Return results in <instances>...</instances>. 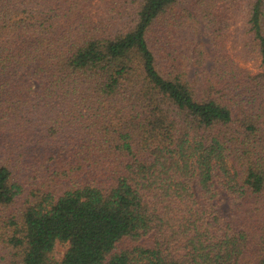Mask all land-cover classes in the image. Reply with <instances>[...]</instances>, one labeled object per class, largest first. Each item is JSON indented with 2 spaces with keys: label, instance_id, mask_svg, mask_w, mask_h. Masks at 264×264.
Listing matches in <instances>:
<instances>
[{
  "label": "trees",
  "instance_id": "obj_1",
  "mask_svg": "<svg viewBox=\"0 0 264 264\" xmlns=\"http://www.w3.org/2000/svg\"><path fill=\"white\" fill-rule=\"evenodd\" d=\"M221 1L0 0V264H264V0L257 72Z\"/></svg>",
  "mask_w": 264,
  "mask_h": 264
},
{
  "label": "rangeland",
  "instance_id": "obj_2",
  "mask_svg": "<svg viewBox=\"0 0 264 264\" xmlns=\"http://www.w3.org/2000/svg\"><path fill=\"white\" fill-rule=\"evenodd\" d=\"M220 8L225 12V24L222 30V41L227 51L232 54L236 60L240 61V64L246 67L252 72H257L261 68L259 61L256 60V55H246L243 45V36L245 29L248 26L247 23V0H222ZM209 33L206 29H202L197 34V38L202 42V48L204 49V55L206 60L204 62L205 67L211 65L212 50L210 45ZM193 68H198L193 65ZM224 215L229 214L230 206L227 202L222 204ZM67 243L57 242L53 248V255L56 259H60L63 255Z\"/></svg>",
  "mask_w": 264,
  "mask_h": 264
}]
</instances>
